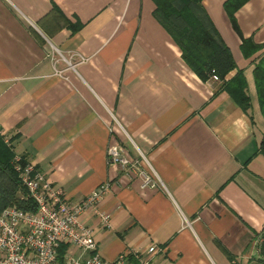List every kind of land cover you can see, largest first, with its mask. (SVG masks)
Wrapping results in <instances>:
<instances>
[{
  "label": "crops",
  "instance_id": "obj_1",
  "mask_svg": "<svg viewBox=\"0 0 264 264\" xmlns=\"http://www.w3.org/2000/svg\"><path fill=\"white\" fill-rule=\"evenodd\" d=\"M227 1L203 5L244 73L249 114L222 80L204 82L187 66L153 0H0V137L73 203L110 185L99 208L111 227L86 219L110 262L130 253L133 263L264 264V113L255 78L264 0L236 13L242 37L263 46L251 58ZM114 142L141 160L157 188L108 165ZM3 198L0 191V212Z\"/></svg>",
  "mask_w": 264,
  "mask_h": 264
},
{
  "label": "built area",
  "instance_id": "obj_2",
  "mask_svg": "<svg viewBox=\"0 0 264 264\" xmlns=\"http://www.w3.org/2000/svg\"><path fill=\"white\" fill-rule=\"evenodd\" d=\"M62 73L56 71L55 75L62 76ZM211 81L220 82L221 79L213 75ZM142 158L145 157L142 155ZM107 159L110 167L139 178L142 189L157 188L160 184L140 168L141 160L130 159L118 142L108 147ZM12 166L37 211L11 205L0 212V264H151L145 259L131 262L130 253L110 262L98 252L95 230L86 224V219L95 216L104 228L111 227V215L99 208L109 184L94 190L84 201L73 203L64 197L61 189L50 187L45 175L33 165L24 163L20 156L14 157ZM63 247H66L64 252L61 251ZM156 248L151 247L149 253H154Z\"/></svg>",
  "mask_w": 264,
  "mask_h": 264
},
{
  "label": "trees",
  "instance_id": "obj_3",
  "mask_svg": "<svg viewBox=\"0 0 264 264\" xmlns=\"http://www.w3.org/2000/svg\"><path fill=\"white\" fill-rule=\"evenodd\" d=\"M156 5L155 18L168 31L172 39L182 51V57L187 66L204 82L217 75L223 81L224 90L228 92L237 105L247 114L251 111V100L247 93V83L242 70H239L230 48L226 45L217 28L209 18L204 0H153ZM250 0H228L225 11L233 29L242 38V53L251 58L263 46L256 45L252 39L242 37L236 19V13ZM82 25L72 29L77 32ZM235 70L237 75L227 81L229 74ZM255 78L262 99L264 113V60L255 69ZM252 120V116H251ZM253 121V120H252ZM254 122V121H253ZM264 155V138L258 152ZM15 155L10 147L0 137V191L5 193L3 209L11 205L25 211H37L32 199L27 197V191L22 187L20 179L13 169L12 161ZM2 209V210H3ZM264 239V236H263ZM66 247L62 248V252ZM264 252V240L262 244Z\"/></svg>",
  "mask_w": 264,
  "mask_h": 264
},
{
  "label": "rangeland",
  "instance_id": "obj_4",
  "mask_svg": "<svg viewBox=\"0 0 264 264\" xmlns=\"http://www.w3.org/2000/svg\"><path fill=\"white\" fill-rule=\"evenodd\" d=\"M73 255V254H72ZM73 256H77L76 254H74Z\"/></svg>",
  "mask_w": 264,
  "mask_h": 264
}]
</instances>
